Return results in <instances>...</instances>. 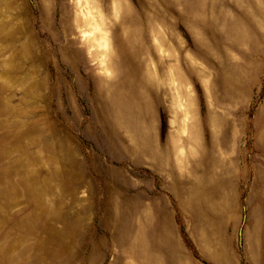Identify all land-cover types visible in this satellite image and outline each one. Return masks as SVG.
<instances>
[{"label":"rangeland","instance_id":"rangeland-1","mask_svg":"<svg viewBox=\"0 0 264 264\" xmlns=\"http://www.w3.org/2000/svg\"><path fill=\"white\" fill-rule=\"evenodd\" d=\"M0 264H264V0H0Z\"/></svg>","mask_w":264,"mask_h":264}]
</instances>
